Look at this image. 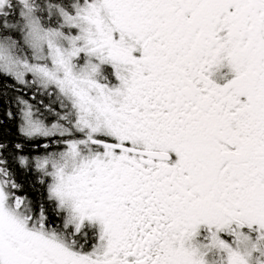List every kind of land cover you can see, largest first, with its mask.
Here are the masks:
<instances>
[{"label": "snow or ice", "instance_id": "obj_1", "mask_svg": "<svg viewBox=\"0 0 264 264\" xmlns=\"http://www.w3.org/2000/svg\"><path fill=\"white\" fill-rule=\"evenodd\" d=\"M0 264H264V0H0Z\"/></svg>", "mask_w": 264, "mask_h": 264}]
</instances>
